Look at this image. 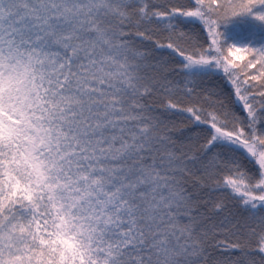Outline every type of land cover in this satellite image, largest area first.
I'll use <instances>...</instances> for the list:
<instances>
[{
    "label": "snow or ice",
    "instance_id": "obj_1",
    "mask_svg": "<svg viewBox=\"0 0 264 264\" xmlns=\"http://www.w3.org/2000/svg\"><path fill=\"white\" fill-rule=\"evenodd\" d=\"M245 17L264 25V0H0V264H264ZM196 25L208 47L188 50ZM220 72L227 93L196 92Z\"/></svg>",
    "mask_w": 264,
    "mask_h": 264
},
{
    "label": "trees",
    "instance_id": "obj_2",
    "mask_svg": "<svg viewBox=\"0 0 264 264\" xmlns=\"http://www.w3.org/2000/svg\"><path fill=\"white\" fill-rule=\"evenodd\" d=\"M155 2L161 5L186 4L188 3V0H155ZM228 31L230 34L239 33L242 36H246L249 33H253L255 34V38L259 39L261 36H264V25H260L257 22L253 21L251 18L245 17L236 21L234 24L229 25ZM166 35H167L166 33H154V41H145V43L149 48L153 46L154 42L163 43L166 45L168 43V40L166 39ZM206 41H207V32L202 30L200 25H196L190 27L187 30V35L184 38L182 46L188 50H191L193 47L207 48L208 43H206ZM158 53H163V55L159 57L160 59L167 60L171 55V50H168L167 48H162V49H158ZM225 55H227L226 52ZM178 67L179 66L177 64H169L170 69L178 68ZM221 91L225 93L229 91V84L225 81L222 72L214 73L212 76L208 77L203 82H201L199 84V87L196 88V92L201 94L203 92L219 93ZM187 103H188V99L183 98L182 104L186 105ZM176 123H177V130L175 134L180 135L179 129L184 128L187 125V121L185 120L184 123H180V121L177 120ZM185 135H188V133L185 132ZM216 195L218 197H223L224 194L217 193ZM241 243H247V242L242 239ZM236 255L240 256L241 254L237 252ZM255 258L259 264L260 257L256 256Z\"/></svg>",
    "mask_w": 264,
    "mask_h": 264
}]
</instances>
